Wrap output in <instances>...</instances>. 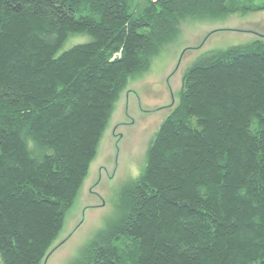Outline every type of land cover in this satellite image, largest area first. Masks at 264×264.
<instances>
[{
  "label": "trees",
  "instance_id": "16d2710c",
  "mask_svg": "<svg viewBox=\"0 0 264 264\" xmlns=\"http://www.w3.org/2000/svg\"><path fill=\"white\" fill-rule=\"evenodd\" d=\"M132 1L0 0V264L41 262L119 92L182 19L264 9ZM73 264H264V37L186 68L117 216Z\"/></svg>",
  "mask_w": 264,
  "mask_h": 264
},
{
  "label": "rangeland",
  "instance_id": "374dc122",
  "mask_svg": "<svg viewBox=\"0 0 264 264\" xmlns=\"http://www.w3.org/2000/svg\"><path fill=\"white\" fill-rule=\"evenodd\" d=\"M143 4V0H133L130 10L137 13ZM263 37L264 9L180 21L175 38L119 92L75 201L39 264H73L83 247L117 216L122 187L142 172L155 131L178 103L186 68L207 51ZM87 39L84 34L71 36L62 50Z\"/></svg>",
  "mask_w": 264,
  "mask_h": 264
}]
</instances>
